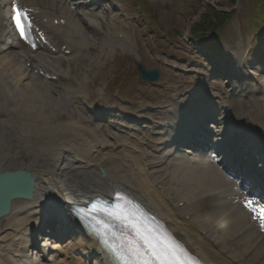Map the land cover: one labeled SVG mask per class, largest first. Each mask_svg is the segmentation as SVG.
<instances>
[{
	"label": "bare ground",
	"instance_id": "1",
	"mask_svg": "<svg viewBox=\"0 0 264 264\" xmlns=\"http://www.w3.org/2000/svg\"><path fill=\"white\" fill-rule=\"evenodd\" d=\"M56 1L40 0L39 4L49 15L58 13L67 17L72 26L66 29L67 36L63 34L66 42L71 39L73 41L71 45L76 47L73 56L79 54L85 61L92 60L97 69V54L108 56L112 46L120 44L118 37L122 41L123 35L117 37L119 30L112 32L114 38L110 37L111 33L107 35L101 33L103 37H98L94 42L89 33L92 31V24L100 23L108 27L118 19L113 16L106 18L100 11L83 8L81 4H76L74 11L59 9ZM82 14L87 17V21L80 18ZM71 27L72 31H67ZM231 52L229 55L231 66L241 72L243 71L241 69L247 71L246 68L250 66L238 64L235 61L236 53ZM4 62L17 74L10 72L13 79L9 85L0 81V169L25 168L34 176L35 185L32 199L14 200L9 214L0 218V232L4 233L0 235V264H31L29 259L24 261L18 258L14 262L3 252V248L5 247L7 251L9 247V252L15 254L19 245L25 246L28 243L32 228L44 219L52 220L48 212L61 214L63 201L80 200L89 192H100L103 179L106 178L115 183L111 184L108 192L117 187L125 188L148 206L155 208L171 228L211 264H264V235H261L253 221L240 222L232 213L230 208L232 204L221 199V196H227L231 200L241 192H227L231 180L218 169L217 165L209 162L202 152L194 154L192 151H179L175 148L167 150L166 158L174 159L176 170L180 173L179 200H185V205L192 212V223L178 221L167 209L160 207L161 204L148 190L144 179L136 176H140L139 171L137 169L132 171V162L126 154L120 155L113 152L111 147L103 145L95 131L90 130V139L87 138L88 136L82 132L79 118L73 120L72 115L68 114L66 119H60L62 111L59 108L65 105L64 99L71 94V87L61 84L47 87L35 81L30 84L28 82L30 79H24L19 73V68L14 67L12 59H6ZM10 74H3L0 77L8 81ZM91 75L87 70H81L77 74L82 82L88 81ZM244 92L245 95L249 93L243 101L244 104L256 108V113L260 117L264 116V92L253 96L251 93L254 89L249 87H246ZM175 106L172 103L169 110H174ZM171 114L168 112V115ZM237 115L239 116V113ZM219 117L218 123L221 124L222 119L220 115ZM263 119L261 122L264 124ZM168 123L172 125L174 121ZM72 134L77 136L78 140ZM72 142L80 146L79 152ZM249 142L254 143L255 138H250ZM116 159L118 162L114 164ZM129 162L131 164H128ZM98 167L103 169L104 178L97 172ZM196 224L200 226L197 227ZM202 231L205 232L203 236ZM71 237L73 236L70 235ZM46 240L43 238L45 242L38 243L41 245L42 253L48 257L34 264H66L57 257L58 254L65 252L59 248L62 245L60 240L55 239L50 243ZM216 241L221 243V248L228 249L230 257L237 263L231 262L214 248ZM76 242L81 245V239H76ZM56 247L59 248L56 251L51 249Z\"/></svg>",
	"mask_w": 264,
	"mask_h": 264
},
{
	"label": "rangeland",
	"instance_id": "2",
	"mask_svg": "<svg viewBox=\"0 0 264 264\" xmlns=\"http://www.w3.org/2000/svg\"><path fill=\"white\" fill-rule=\"evenodd\" d=\"M154 3V5L160 9L159 11V17L160 25L159 27L162 28V32H164V37L168 40L170 38L169 34L173 35L174 39H172L171 43H168L166 46V50L168 52H178L180 54V57H185L195 55L193 44L190 41V26L193 21L199 19V14L203 12V6L209 5L213 7H218V9H224L229 10L233 9L235 10V14L232 18L228 19L224 26L221 28L222 35L224 40L227 42L228 45L235 46L237 43H244V36L237 37L240 32H248V28L251 25L248 22V18L250 16V10H251V3H254L255 0H237V2L232 5L229 0H150ZM198 2L200 4L198 5ZM192 4H196L197 7L199 6L200 9L195 11V7ZM196 7V8H197ZM207 11V8H204ZM216 9V8H214ZM137 10L135 8H131V13H135ZM211 11V10H210ZM157 25V24H155ZM172 31H175L176 34H174ZM249 37H245V39H248ZM142 41V39H141ZM160 43H163L161 40ZM155 44H159V41L157 40ZM141 45L143 46V50H140L141 55L139 54L138 59L141 60V63L144 64L146 68H153L157 66L151 59L150 50L143 45L141 42ZM163 49H164V43H163ZM94 53V52H93ZM170 56V54H169ZM194 59V58H193ZM113 60V59H111ZM92 60H89L86 62L84 59L78 64V68H80L83 65L82 71L86 70L88 67H90L89 74H92L88 81L83 80L85 82L84 85L90 88L98 90V88H101L103 85H105L107 78L105 77L106 72L109 69V66L111 65L110 61L106 60H99V65L97 63V69H94L92 66H85L88 62H91ZM129 68L126 66V62L123 65V69L120 66V69L118 71L124 72V75H128V77H122L118 80L119 85H121L119 88L120 90H123L128 95H134L135 97H129L126 101V104H129V106H137L139 108V103L141 101L145 100L146 98H153V99H165L164 94H160V90L150 89L145 84L139 82L137 79L136 74H134V64L132 61H128ZM133 74L132 76L130 75ZM173 74L166 70L161 68V78L163 79H171ZM173 80V79H172ZM88 91V89H87ZM110 98V97H106ZM111 99H113L111 97ZM157 100L155 101V103ZM65 113H71L75 111L74 106L66 105L64 110ZM75 114V113H74ZM78 114V113H77ZM66 115L60 116V119H65ZM74 117V116H73ZM84 125L89 127V122L86 120L84 116H82ZM75 119V118H73ZM93 128L96 129V127L93 125Z\"/></svg>",
	"mask_w": 264,
	"mask_h": 264
},
{
	"label": "snow or ice",
	"instance_id": "3",
	"mask_svg": "<svg viewBox=\"0 0 264 264\" xmlns=\"http://www.w3.org/2000/svg\"><path fill=\"white\" fill-rule=\"evenodd\" d=\"M26 16L27 10L22 9L17 11L15 17L16 27L22 37H26V28L22 26L21 20ZM130 226L134 234L131 239L125 237L119 244L109 246L113 257L120 264H194L186 250L170 234L161 238L154 231L142 230L136 223Z\"/></svg>",
	"mask_w": 264,
	"mask_h": 264
},
{
	"label": "water",
	"instance_id": "4",
	"mask_svg": "<svg viewBox=\"0 0 264 264\" xmlns=\"http://www.w3.org/2000/svg\"><path fill=\"white\" fill-rule=\"evenodd\" d=\"M153 73L152 72H146L143 74L144 77H152ZM19 171H16L15 173H9V174H0V202H4L2 206L6 205L9 198H11L14 195H20V194H25L27 193L28 189L23 188V184H20L19 186V180L16 178L24 176H17L20 175Z\"/></svg>",
	"mask_w": 264,
	"mask_h": 264
},
{
	"label": "trees",
	"instance_id": "5",
	"mask_svg": "<svg viewBox=\"0 0 264 264\" xmlns=\"http://www.w3.org/2000/svg\"><path fill=\"white\" fill-rule=\"evenodd\" d=\"M215 15V14H214Z\"/></svg>",
	"mask_w": 264,
	"mask_h": 264
}]
</instances>
